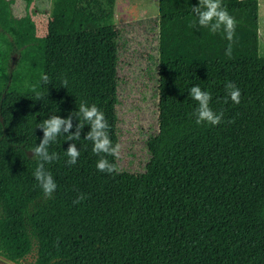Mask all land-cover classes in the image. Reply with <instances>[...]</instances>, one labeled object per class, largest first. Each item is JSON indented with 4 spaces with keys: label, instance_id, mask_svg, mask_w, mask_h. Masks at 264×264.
Masks as SVG:
<instances>
[{
    "label": "trees",
    "instance_id": "16d2710c",
    "mask_svg": "<svg viewBox=\"0 0 264 264\" xmlns=\"http://www.w3.org/2000/svg\"><path fill=\"white\" fill-rule=\"evenodd\" d=\"M198 4L158 0V128L146 139L141 168L108 156L119 171L100 172L86 125L80 140L61 134L49 146L60 156L46 164L58 185L49 198L28 155L43 136L37 126L86 102L104 112L113 144L120 143L119 69L128 29L115 23L116 0H52L42 71L16 69L13 0H0L1 256L22 264H264L259 0H223L238 21L231 58L222 32L192 26ZM229 81L241 90L240 104L224 103ZM195 85L211 92L214 110H224L219 125L196 124L198 104L189 93ZM73 123L74 132L79 121ZM71 143L81 155L69 167ZM81 193L86 199L74 204Z\"/></svg>",
    "mask_w": 264,
    "mask_h": 264
},
{
    "label": "rangeland",
    "instance_id": "374dc122",
    "mask_svg": "<svg viewBox=\"0 0 264 264\" xmlns=\"http://www.w3.org/2000/svg\"><path fill=\"white\" fill-rule=\"evenodd\" d=\"M51 10L52 0H13L17 23L11 34L16 44L13 68L42 71ZM157 18L158 0H116L115 23L127 26L129 40L119 69L122 78L118 104L122 130L120 165L136 171L147 156V137L158 128L154 92L158 69L154 29ZM128 23L132 24L128 26ZM259 46L264 55V0H259Z\"/></svg>",
    "mask_w": 264,
    "mask_h": 264
},
{
    "label": "clouds",
    "instance_id": "9594fccd",
    "mask_svg": "<svg viewBox=\"0 0 264 264\" xmlns=\"http://www.w3.org/2000/svg\"><path fill=\"white\" fill-rule=\"evenodd\" d=\"M191 12L196 17L192 24L193 27L206 28L211 34L223 33L224 38L229 42L225 55L231 58L238 21L223 4V0H199L198 6L191 7ZM42 80L45 84L50 83L46 74L42 76ZM67 85L68 81L64 79L63 87L67 88ZM225 87L227 95L224 103H228L230 98L233 103L240 104L242 93L237 85L229 81ZM189 93L190 97L198 104L194 112L197 125L207 123L211 126H217L222 122L224 110L216 111L211 107L212 94L210 91L202 90L199 85H195L189 89ZM37 99L40 100L42 97L38 95ZM74 119L78 120L79 123L75 125V131L73 132ZM86 125L90 126L91 130L87 132L84 139L92 143V152L99 156L96 164L97 169L108 174L119 171L118 165L107 159L108 156H112L116 160L120 159L121 144L118 142L113 144L109 134V123L104 112L95 104L80 103L78 111L70 112L67 118H62L60 115H52L47 119H43L37 126L38 129L42 130L43 136L39 144L29 151L32 154V159L38 162L33 175L45 197L50 198L58 187L53 174L46 168V164L59 160L60 156L56 152L50 153L49 146L61 134L67 136V141L80 140ZM65 154L68 158L66 163L70 167L77 163L81 150L76 143H71ZM85 199L86 195L81 193L73 203L79 204Z\"/></svg>",
    "mask_w": 264,
    "mask_h": 264
},
{
    "label": "flooded vegetation",
    "instance_id": "af4514ba",
    "mask_svg": "<svg viewBox=\"0 0 264 264\" xmlns=\"http://www.w3.org/2000/svg\"><path fill=\"white\" fill-rule=\"evenodd\" d=\"M33 252H30V253H27L26 255H25V257H23V258H21L22 259V261H24L25 263H29L32 259H33V254H32ZM11 261V260H10ZM13 262V261H12ZM14 263H16V262H14ZM18 264V263H17ZM20 264H22V263H20Z\"/></svg>",
    "mask_w": 264,
    "mask_h": 264
},
{
    "label": "water",
    "instance_id": "95a60500",
    "mask_svg": "<svg viewBox=\"0 0 264 264\" xmlns=\"http://www.w3.org/2000/svg\"><path fill=\"white\" fill-rule=\"evenodd\" d=\"M14 59V58H13ZM2 119V117L0 118ZM28 155L31 156L32 154L30 153V151H28ZM0 264H16L10 260H8L7 258L3 257L2 256L0 257Z\"/></svg>",
    "mask_w": 264,
    "mask_h": 264
}]
</instances>
